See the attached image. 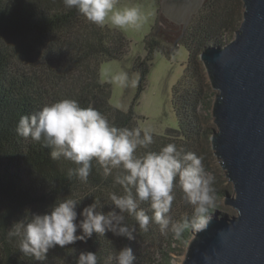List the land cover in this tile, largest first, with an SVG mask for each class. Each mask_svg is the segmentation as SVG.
Segmentation results:
<instances>
[{"label": "trees", "instance_id": "trees-1", "mask_svg": "<svg viewBox=\"0 0 264 264\" xmlns=\"http://www.w3.org/2000/svg\"><path fill=\"white\" fill-rule=\"evenodd\" d=\"M242 14L241 0H206L193 18L180 42L188 52L187 63L173 87L177 130L172 132L176 136L153 134L154 143L148 150L158 151L168 143H175L186 152L203 155L207 168L211 157L210 136L214 130L205 122L201 109L213 100L215 92L211 91L199 56L206 47L228 43L223 38L231 37L239 29ZM163 47L159 39L145 38L146 55L136 56L132 64V71L139 76L137 92L132 105L123 111L110 104L111 87L101 82L99 76L103 62L124 61L129 56L130 42L121 31L89 22L75 8H66L63 0H0V264H77L84 251L95 252L98 264H113L107 260L115 261L118 250L125 246L136 256L134 264L141 261L135 241L149 236L126 213L125 222L136 228L134 240L111 232L93 233L87 242L77 241L64 248L50 249L43 262L19 250L20 238L8 235L16 222L27 221L32 214L48 212L65 198L80 201L78 221L82 219L79 215L82 209L95 200L100 201L102 211L107 213L113 207L110 195H122L124 189L114 179L121 169H112L105 176L95 160L87 182L75 175L69 178L68 170L76 168V164L63 157L53 160L52 149L45 147L43 140L24 138L16 129L21 116L65 98L77 100L82 107L98 109L117 127H139L140 117L134 105L144 90L153 58L158 52L168 57L175 50L172 47L171 52L163 53ZM145 151L140 148L138 154ZM214 187L216 195L224 193L217 181ZM175 192L169 213L172 221H180L185 216L191 218L193 207L184 199L178 184ZM140 207L149 216L153 215L150 202H141ZM147 231L169 246L174 240L186 241L192 229L185 230L179 239L170 231L162 233L154 222ZM167 255L162 253V258ZM167 263L165 259L160 262Z\"/></svg>", "mask_w": 264, "mask_h": 264}, {"label": "clouds", "instance_id": "clouds-1", "mask_svg": "<svg viewBox=\"0 0 264 264\" xmlns=\"http://www.w3.org/2000/svg\"><path fill=\"white\" fill-rule=\"evenodd\" d=\"M66 8H75L89 22L103 27L110 23L116 28L139 29L147 16L140 7L118 8V0H63ZM111 82L121 88L129 83L135 87L137 80L129 82L126 72L111 77ZM17 134L35 142L43 140L52 150L53 160L63 157L77 165L68 170V177L76 176L87 182L95 160L105 176L112 169H121L115 183L124 189L122 195L112 193V208L105 213L102 204L95 200L85 206L79 215L80 201L65 198L55 203L48 212L32 214L27 221L20 220L9 231V237H19V250L43 262L50 249L64 248L77 241L87 242L93 233L105 235L111 232L118 237L134 240L135 226L125 222V213L134 218L139 228L147 231L151 222L160 226L162 233L169 231L174 238H181L191 228L200 232L207 228L217 195L215 176L207 171L204 156L184 151L175 143H168L160 150H148L154 143L151 128L117 127L94 107H82L75 99H62L44 105L40 110L20 117ZM146 151L138 154V149ZM177 184L184 199L193 207L191 218L172 221L169 216L176 198ZM150 202L153 215L140 207ZM78 229L80 234H77ZM116 264H134L136 256L130 247L118 250ZM77 264H98L95 252H81Z\"/></svg>", "mask_w": 264, "mask_h": 264}, {"label": "water", "instance_id": "water-1", "mask_svg": "<svg viewBox=\"0 0 264 264\" xmlns=\"http://www.w3.org/2000/svg\"><path fill=\"white\" fill-rule=\"evenodd\" d=\"M205 2L161 0L159 22L181 31L173 48ZM241 2L233 39L199 56L215 92L210 147L233 188L223 203L236 215L215 212L205 230L193 231L181 264H264V0Z\"/></svg>", "mask_w": 264, "mask_h": 264}, {"label": "rangeland", "instance_id": "rangeland-1", "mask_svg": "<svg viewBox=\"0 0 264 264\" xmlns=\"http://www.w3.org/2000/svg\"><path fill=\"white\" fill-rule=\"evenodd\" d=\"M160 2L161 0H118V8L131 6L140 7L142 13L147 16L146 22L139 29L132 27L121 29L112 26L110 23L105 24L109 29L121 31L130 42L129 56L124 61H107L103 62L99 67L101 82L108 83L111 87L109 102L113 107L120 110L126 111L132 105L137 92V84L135 87H132L129 83L128 87L121 88L111 82L112 75L124 71L129 76V82L135 79L138 83L139 76L136 72L132 71V64L136 56H141L143 58L146 55L144 51L145 38L151 36L159 39L164 46L162 52L167 53L170 48L171 51L173 50V42L178 37L172 34H166L164 30H162L163 24L159 22L161 14ZM179 34L180 33H178V35ZM233 37L234 35L231 37L227 36V39L224 37L223 40L230 42ZM180 42L177 47H174L175 50L168 57L161 52L155 54L146 77L144 90L141 92L134 105V111L136 115L140 117L138 123L139 128L148 127L153 130V134L163 135L169 138L175 137L176 134H174L172 130H177V119L172 104L173 87L180 80L188 59V52ZM211 91L214 92L213 90ZM212 99L211 102L213 103L214 97H212ZM211 102L207 101L202 106L201 113L205 117V122L209 123V127L215 130L216 127L212 122L211 116ZM209 150L211 152V157L207 160L208 165L206 169L215 176L218 188L224 190L221 196L217 195L215 205L210 210V215H213L214 210L220 215H236L234 209L223 203V196L225 193L233 195L232 185L225 178L224 172L221 170L217 159L213 156L210 145ZM193 231L194 230L189 233L186 241L174 240L169 246L153 238L148 234V231H146L149 238L140 237L135 241L136 250L141 260L138 264H160L163 259H165V262L168 261L167 264H181L187 242L191 239ZM162 253H167V257L162 258ZM107 261L116 264V260L113 261L108 259Z\"/></svg>", "mask_w": 264, "mask_h": 264}, {"label": "flooded vegetation", "instance_id": "flooded-vegetation-1", "mask_svg": "<svg viewBox=\"0 0 264 264\" xmlns=\"http://www.w3.org/2000/svg\"><path fill=\"white\" fill-rule=\"evenodd\" d=\"M162 18H163V20H162V24H163L162 25V30H164V32L166 34H169V35L172 34L173 36H176V37L178 36L176 38V39H178L180 37V35H181V31H180L179 27L177 25L171 23L170 21H168L164 17H162ZM178 33H180V34L178 35Z\"/></svg>", "mask_w": 264, "mask_h": 264}]
</instances>
